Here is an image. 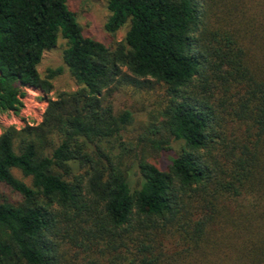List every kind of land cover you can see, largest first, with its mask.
Returning a JSON list of instances; mask_svg holds the SVG:
<instances>
[{
    "label": "trees",
    "instance_id": "16d2710c",
    "mask_svg": "<svg viewBox=\"0 0 264 264\" xmlns=\"http://www.w3.org/2000/svg\"><path fill=\"white\" fill-rule=\"evenodd\" d=\"M107 1L106 30L129 24L114 47L68 0H0V118L25 87L53 91L64 68L38 65L60 35L79 84L0 134V184L19 196L0 201V264H264V0ZM124 84L165 95L138 178Z\"/></svg>",
    "mask_w": 264,
    "mask_h": 264
},
{
    "label": "rangeland",
    "instance_id": "374dc122",
    "mask_svg": "<svg viewBox=\"0 0 264 264\" xmlns=\"http://www.w3.org/2000/svg\"><path fill=\"white\" fill-rule=\"evenodd\" d=\"M68 5L73 10L83 27L87 36L98 39L109 47H114L118 41L125 38L129 24H124L115 33L106 30L105 24L110 16L107 0H68ZM66 40L60 35L58 44L44 52L43 59L38 65L42 75L47 73L49 68L62 66L64 71L54 80V89L46 94L39 88L25 87L26 96L23 98L24 107L19 114L6 113L0 118V134L5 127L16 125L18 128L26 124H38L43 120L44 112L48 106L49 98H56L60 91H73L78 89L79 84L72 76L64 61V50ZM160 84H146L140 87H133L128 84L114 88L113 101L117 110L129 108L134 113V121L123 132L122 139L130 148L126 158L132 163L135 178L139 175L137 161L141 158L153 159L155 150L151 147L148 139L159 137L158 133L151 132L150 125L159 123L155 120L160 109L164 106L165 95ZM150 127V128H149ZM173 153L180 147V142L172 143ZM14 174L31 183V177H26L19 169H14ZM19 196L5 184H0V201L4 199L15 200Z\"/></svg>",
    "mask_w": 264,
    "mask_h": 264
}]
</instances>
